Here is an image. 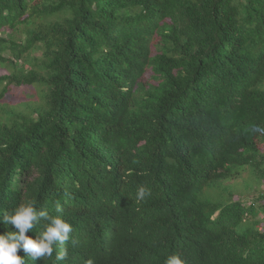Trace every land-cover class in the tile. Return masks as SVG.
Returning <instances> with one entry per match:
<instances>
[{
  "label": "trees",
  "instance_id": "obj_1",
  "mask_svg": "<svg viewBox=\"0 0 264 264\" xmlns=\"http://www.w3.org/2000/svg\"><path fill=\"white\" fill-rule=\"evenodd\" d=\"M0 66V98L43 90L0 118V216L34 201L73 227L65 260L25 264H264L262 191L204 194L264 182V0H0Z\"/></svg>",
  "mask_w": 264,
  "mask_h": 264
},
{
  "label": "clouds",
  "instance_id": "obj_2",
  "mask_svg": "<svg viewBox=\"0 0 264 264\" xmlns=\"http://www.w3.org/2000/svg\"><path fill=\"white\" fill-rule=\"evenodd\" d=\"M259 130V129H256ZM150 189L139 186L136 193L137 200H143L149 196ZM61 214L50 215L45 210H38L34 201L18 204L11 213L3 214L5 225H11L15 230L0 233V264H25V256H30L34 261L45 257H51L57 246H61L56 255V260L67 258V248L62 247L70 240L73 231L72 224ZM44 222V228L36 233L35 237L27 235L33 231L37 224ZM20 251L24 255L18 254ZM165 264H186L181 254L171 253L167 256Z\"/></svg>",
  "mask_w": 264,
  "mask_h": 264
},
{
  "label": "rangeland",
  "instance_id": "obj_3",
  "mask_svg": "<svg viewBox=\"0 0 264 264\" xmlns=\"http://www.w3.org/2000/svg\"><path fill=\"white\" fill-rule=\"evenodd\" d=\"M5 35V33H3ZM8 71L4 66H0V75L7 74ZM2 85L0 84V89ZM264 88V83L260 86ZM43 98V90L40 85H20L13 87L7 86L3 97L0 98V118L8 116L5 112L8 109L24 113L31 112ZM261 182L257 174L250 168H246L237 178H227L221 180L209 189H205V197L217 204L225 205L230 195H234L232 200H242L244 203L254 201L257 195L262 191ZM215 185V186H214ZM262 216V215H261ZM258 215V217H261ZM264 228V222L261 223Z\"/></svg>",
  "mask_w": 264,
  "mask_h": 264
},
{
  "label": "built area",
  "instance_id": "obj_4",
  "mask_svg": "<svg viewBox=\"0 0 264 264\" xmlns=\"http://www.w3.org/2000/svg\"><path fill=\"white\" fill-rule=\"evenodd\" d=\"M262 195H263V197H264V183H263V185H262Z\"/></svg>",
  "mask_w": 264,
  "mask_h": 264
}]
</instances>
